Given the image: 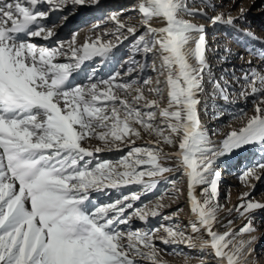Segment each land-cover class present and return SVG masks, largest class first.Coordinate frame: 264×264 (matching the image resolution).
<instances>
[{
	"label": "snow or ice",
	"instance_id": "obj_1",
	"mask_svg": "<svg viewBox=\"0 0 264 264\" xmlns=\"http://www.w3.org/2000/svg\"><path fill=\"white\" fill-rule=\"evenodd\" d=\"M87 2L0 0V264H162L153 239L161 228L166 234L161 243H186L190 249L214 255L218 264H248L255 237H237L255 232L248 214L264 209V204L245 194L235 210L241 218L248 216V222L236 232L216 231L221 210L216 160L245 145H264V72L251 68L242 77L239 94L256 97V114L219 147H212L198 114L205 75L211 76L206 33L183 19L206 13L193 11L188 0H138L135 10L145 28L139 36L134 26L111 16L117 32L126 29L136 36L135 51L147 54L159 48L161 68L167 71V107L162 108L164 91L148 87L149 79L117 81V73L73 83L84 61L107 57L110 42L102 44L98 38L75 47L73 38L67 48L62 41L53 47L30 42L56 35V24L46 23L51 12L62 11L68 3ZM240 12L242 18L244 9ZM154 20L163 26L153 27ZM210 22L236 26L231 13L211 17ZM133 70L130 67L128 74ZM235 79L241 83V78ZM214 83L228 101L227 89ZM146 91L156 98L149 99ZM140 128L179 150L169 154L151 143L134 146L131 137L140 138ZM89 139L116 149L125 144L128 151L115 162L99 160L95 154L105 149L85 147L83 142ZM173 160L187 181L190 234L178 224L146 231L119 227L128 225L133 215L145 223L160 215L159 209L167 206L161 202L163 194L151 209L134 207L139 193L104 206L93 203L91 193L105 188L136 184L145 194L152 192L159 182L156 178L174 171L166 166ZM261 170L264 160L246 169L241 179L245 184L258 180ZM167 182L174 188L177 180ZM198 186H204L203 200L196 195ZM128 209L132 212L126 215Z\"/></svg>",
	"mask_w": 264,
	"mask_h": 264
},
{
	"label": "rangeland",
	"instance_id": "obj_2",
	"mask_svg": "<svg viewBox=\"0 0 264 264\" xmlns=\"http://www.w3.org/2000/svg\"><path fill=\"white\" fill-rule=\"evenodd\" d=\"M137 4L138 0H90L84 5L68 3L62 11L49 14L46 23L56 24L53 29L56 34L53 36L55 40L49 47L55 46L56 41H62L67 48L73 38L75 47H82L98 38L102 44L110 42L112 48L107 57L94 56L84 61L74 73L73 83H87L88 77L93 80L108 79L117 73H119L117 81L149 79L151 84L148 87H159L164 91L161 101V107L164 108L167 107V88L164 84L167 71L161 68L159 48L157 47L147 54L134 49L136 36L145 31L142 16L135 10ZM188 4L193 11L206 13L205 16L184 15L183 19L205 29L208 46L206 59L211 69V76L205 75L203 91L199 94L198 114L201 126L211 141V146L219 147L229 133L239 131L256 114L254 103L256 97L248 95L245 98L239 93L244 72L251 68L264 72V0H188ZM213 6L215 7L213 8ZM240 8L244 9L242 18ZM221 13L225 15L231 13L236 18V26L214 25L210 22L211 17ZM113 15L118 17L119 23L134 26L136 36L127 34L126 29L117 32V22L111 19ZM247 33L252 35L249 36ZM61 58L59 62L65 59ZM133 61L135 63H132ZM130 67L134 70L128 74L127 70ZM234 77L241 78V83H237ZM214 81H219L220 87L227 89L228 101H225L217 91ZM146 95L149 99L156 98L154 95L147 94V91ZM159 119L157 117V120ZM140 131V138L131 137L135 140L134 146H146L151 143L161 148L164 153L169 154L179 150L176 146L162 143L155 135L142 128ZM83 144L85 147L93 149L97 146L104 148V151L95 154L99 160L115 162L128 151L125 144H120L119 149H116L112 145L106 147L97 139H89ZM110 148L111 150H109ZM262 160H264V145L259 143L245 145L230 154L217 158L216 170L221 173L218 190V202L221 210L215 224L216 231L220 233L236 232L248 222V216L241 218L240 213L235 210L236 206L242 202L241 197L245 194H248V200L264 204V170L258 173L260 176L258 180L251 179L245 184L241 179L242 173L246 169H251L253 165ZM176 164L175 160L167 163L166 166L172 167L174 171L165 174L164 178H156L159 182L150 193L145 194L142 191V186L136 184L124 185L119 188H105L100 192L91 193L93 203L104 206L125 195L139 193L140 199L132 202L134 207L146 205L151 209L158 202L157 197L163 194L164 199L161 202L167 206L159 209L160 215L150 216L146 223L133 215L128 225L119 227L125 230L131 228L146 231L178 224L180 229L190 234L188 225L192 219V213L188 201L187 181L186 177L181 176ZM118 170L122 171L123 169ZM168 180H177L174 188L167 182ZM203 187L196 188V195L201 200L204 199ZM177 209H182V211L177 213ZM131 212L132 209H128L125 214ZM172 213L177 214L171 216L170 219H164ZM248 215L252 217L255 232L251 236L245 234L237 239L246 240V238L255 237V242L251 245L252 252L248 257V264H264V238L259 241L262 236L258 237V235L264 234V209L256 210ZM229 221L232 223L229 224ZM165 235L161 228L153 237L162 264H218L214 255L207 251L190 249L186 243H161V239ZM142 264H149V262L143 261Z\"/></svg>",
	"mask_w": 264,
	"mask_h": 264
},
{
	"label": "bare ground",
	"instance_id": "obj_3",
	"mask_svg": "<svg viewBox=\"0 0 264 264\" xmlns=\"http://www.w3.org/2000/svg\"><path fill=\"white\" fill-rule=\"evenodd\" d=\"M152 26L153 27H156V28H159V27H162L163 26V24H161V23H159V22H157V21H153L152 22ZM55 40V37H53V38H50L48 41H45V40H43V39H41V38H37V37H34V38H31V41L30 42H33V43H36L38 46L39 45H43V46H46V47H49V45L50 44H52L53 43V41ZM61 57H60V60L59 61H61ZM63 62V61H62ZM75 80V79H74ZM73 80V81H74ZM262 236V239L261 240H259V241H262L263 240V238H264V234L262 233L261 235H258V237H261ZM249 238H246V240H248ZM250 257V256H249Z\"/></svg>",
	"mask_w": 264,
	"mask_h": 264
}]
</instances>
